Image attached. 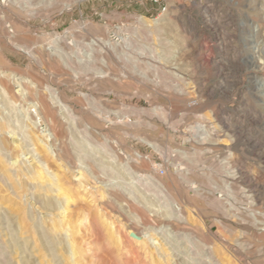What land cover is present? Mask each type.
Listing matches in <instances>:
<instances>
[{"label":"rangeland","instance_id":"rangeland-1","mask_svg":"<svg viewBox=\"0 0 264 264\" xmlns=\"http://www.w3.org/2000/svg\"><path fill=\"white\" fill-rule=\"evenodd\" d=\"M262 1L0 0V264H264ZM39 163L84 185L46 192Z\"/></svg>","mask_w":264,"mask_h":264},{"label":"bare ground","instance_id":"bare-ground-1","mask_svg":"<svg viewBox=\"0 0 264 264\" xmlns=\"http://www.w3.org/2000/svg\"><path fill=\"white\" fill-rule=\"evenodd\" d=\"M261 5H257L258 6V8H256L255 10H259V11H261V12H264V1H262L261 3H260ZM253 10V9H252ZM204 17H205V20H206V23H207V25H210V26H212V27H218V25L216 24V16H214L212 13H211V10H210V8H207L206 7V9H205V12H204ZM139 19H142V20H144L145 19V21H149V23L150 22H156V21H158L160 18H156V19H153V20H149V19H147V18H145V16H141V17H139ZM261 19H262V16H261ZM190 22V21H189ZM154 24V23H153ZM256 26H255V25ZM150 25V24H149ZM155 25H161L160 23H156ZM253 25H254V27H253V32H255V37L257 36V38H260V35H262L263 33H264V23H262V24H259V23H253ZM261 25V26H260ZM249 31V30H248ZM255 42V41H254ZM254 44V43H253ZM231 49V48H230ZM250 51H251V53H252V57H251V62H252V64L253 65H255V67H260V68H264V45H262L261 46V44H260V39L259 40H257L256 41V44H254V45H252L251 46V48H250ZM187 69V68H186ZM190 78V77H189ZM253 80V79H252ZM179 83V82H178ZM181 83H183V82H181ZM180 84V83H179ZM183 84H185L186 86L185 87H181V88H179L180 90H177V92L179 93L180 91V93H191V92H193L194 91V87L195 86H193L192 84H193V81H187L186 80V82H184ZM179 87H180V85H179ZM178 89V88H177ZM191 89V90H190ZM258 89H259V87H258ZM195 92V91H194ZM192 95V94H191ZM258 97V96H257ZM59 105L61 106V107H65V104L63 103V102H61L60 101V103H59ZM256 105V104H255ZM204 115V114H203ZM206 116H209V115H206ZM204 117V116H203ZM206 118V117H205ZM208 118H211V117H208ZM207 120H209V119H207L206 118V121ZM210 121V120H209ZM210 123V122H209ZM221 123L222 124H224L225 126H227V128L228 127H237L236 125V123L235 122H233L232 121V119L231 118H226V117H223L222 119H221ZM239 124V123H238ZM224 128H226V127H224ZM238 128V127H237ZM220 130V129H219ZM243 130V129H242ZM235 131V130H234ZM237 132V131H236ZM235 132V133H236ZM239 132V131H238ZM242 132V131H241ZM246 133V132H245ZM226 134V133H225ZM236 134H238V133H236ZM235 134V135H236ZM223 135V134H222ZM39 136V135H38ZM37 136V137H38ZM229 139H231V138H229ZM226 141V140H225ZM229 141V140H228ZM234 141V140H233ZM217 142V141H216ZM227 142V141H226ZM43 143V142H42ZM221 144V143H220ZM223 146V148H228V147H224V145H222ZM256 147V146H255ZM41 148H43V151L45 152V151H48V148L49 147H47L46 146V144H43L42 145V147ZM251 149V148H250ZM52 150V149H51ZM50 153V152H49ZM60 154V153H59ZM55 155V154H54ZM57 155V154H56ZM228 156V155H227ZM225 157V156H224ZM46 158H47V161L49 160V156H48V154H47V156H46ZM45 158V159H46ZM61 158V157H60ZM227 158V157H226ZM230 159V158H229ZM227 159H225V161L222 163V164H224V165H222L225 169L223 170L224 171V173L225 174H222V180H223V182L225 183L221 188H222V190L223 191H225L227 188H228V191H234L233 190V188H235V183L238 181L237 179L240 177V168H238V167H236V166H233V164H232V166L230 165V167H228L227 166V164L228 163H231L230 161H226ZM237 161V160H236ZM39 162V161H38ZM41 163H43V162H41ZM46 163V162H45ZM53 163V162H52ZM55 164V163H54ZM226 164V165H225ZM48 166V165H47ZM49 167V166H48ZM93 167V166H92ZM51 169V168H50ZM49 169V170H50ZM247 169V168H246ZM249 170V169H248ZM247 171V170H246ZM245 171V172H246ZM50 172H51V170H50ZM32 173H33V177L36 179V180H38L41 184H42V190H45L46 192H51V193H57V194H60L62 191H63V196L64 195H74L75 194V191L76 192H78L79 191V188L80 187H82L84 184H82V183H79L80 184V186L79 187H77L76 188V184L75 185H72V179H69V178H65V179H62L60 176H59V174H57L56 173V175H58L59 177H57V176H54L53 174L51 175L48 171H47V168L42 164H40L39 163V165L37 166V168H35L33 171H32ZM96 173V172H95ZM248 173V172H247ZM250 174V173H249ZM98 175V174H97ZM246 176V175H245ZM250 178V177H249ZM253 179V178H252ZM77 180H80V178L78 179L77 178ZM250 180V179H249ZM253 181V180H252ZM228 182V183H227ZM33 183V182H32ZM37 184V183H36ZM78 184V183H77ZM89 184V183H88ZM33 185H34V183H33ZM36 186V185H35ZM36 188H38V187H36ZM85 189V188H84ZM242 189V190H241ZM240 190V193L242 192V193H248V191L249 190H247V189H243V188H241ZM93 190V189H92ZM103 190V189H102ZM108 190V189H107ZM106 190V191H107ZM110 190V189H109ZM108 190V191H109ZM16 191H18V190H16ZM44 191V192H45ZM99 191V190H98ZM235 191H236V189H235ZM84 192V191H83ZM105 193V192H104ZM110 193V192H109ZM233 193V192H232ZM251 193V192H250ZM259 193V192H258ZM48 194V193H47ZM46 194V195H47ZM81 194H83V193H81ZM90 194V193H89ZM51 195V194H50ZM86 195H87V193H86ZM103 195V194H102ZM255 195V194H254ZM253 196H251V197H249V195H245V198L247 199V200H249V199H251ZM18 198V197H17ZM86 198V197H85ZM115 198V197H114ZM254 198V197H253ZM71 199V196H68L67 197V205H69V200ZM73 199V198H72ZM252 201V200H251ZM113 202V201H112ZM253 202V201H252ZM248 203H250V201H248ZM73 206V205H75V204H70V206ZM257 209H259V208H257ZM257 209H255L254 208V210H251L252 211V214H253V217H254V222L255 223H257V224H264V212L262 211V210H257ZM182 210V209H181ZM225 210V209H224ZM226 211V210H225ZM69 212H71V211H69ZM180 212V211H179ZM181 212H183V211H181ZM250 212V211H249ZM62 218H61V220L59 219V222L61 221L62 222V224H61V226H62V228L63 227H65V226H68L69 224H71V216H69V215H66V211L65 212H63L62 211ZM72 213V212H71ZM184 214V213H183ZM183 214H181V213H177V218L179 217V218H183L184 216H183ZM229 215V214H228ZM237 217V216H236ZM73 218V217H72ZM86 219V218H85ZM101 219V218H100ZM104 219V218H103ZM102 219V220H103ZM107 219V218H106ZM106 219H104V220H106ZM243 219H245V218H243ZM58 220V219H57ZM74 222V221H73ZM142 222H143V220H142ZM245 222V221H244ZM57 222H55V224H56ZM106 223V222H105ZM58 224H60V223H58ZM145 224V223H144ZM146 225V224H145ZM170 225V224H169ZM172 226H173V223L171 224ZM60 226V225H59ZM59 226H57V228L59 227ZM61 226H60V228H61ZM125 226V225H124ZM164 226H168V225H164ZM55 227H56V225H55ZM69 227V226H68ZM68 227L66 228L65 227V229H68ZM132 227V226H131ZM157 227V226H156ZM61 228V229H62ZM110 228V227H109ZM163 228V227H162ZM263 228V227H262ZM64 229V228H63ZM111 229V228H110ZM28 230V229H27ZM70 230V229H69ZM157 230H159L158 228H155L154 229V231H155V233H156V231ZM170 230V229H169ZM176 230V229H175ZM24 231H26L25 229H24ZM55 231V230H54ZM60 231V230H59ZM153 231V232H154ZM168 231V230H167ZM173 231V230H172ZM177 231V233H178V230H176ZM27 232V231H26ZM69 232V231H68ZM155 233H151L150 232V234H144V233H140V232H138V231H136L135 229L133 230V229H130V230H128V235L129 236H131V234H134L135 235V237H132L133 239H134V241L138 244V245H140V246H142L143 248H145V251L146 252H149V253H151V250L150 249H148L147 247H146V245H147V238H152V239H154V240H156L155 239V236H154V234ZM28 234H29V232H28ZM156 235V234H155ZM119 236V235H118ZM117 236V237H118ZM154 236V237H153ZM119 239V238H118ZM132 239V240H133ZM4 240V239H3ZM120 240V239H119ZM243 243V242H242ZM74 244V243H73ZM160 245V244H159ZM73 246V245H72ZM150 247V246H149ZM152 249V248H151ZM155 249H159L160 251H159V254L160 255H164V256H166V257H169V253H168V251H167V248L165 249V248H163V246H161L160 248H158L157 246H155ZM169 250V249H168ZM144 251V252H145ZM157 251V250H156ZM155 251V252H156ZM72 252H73V250H72ZM74 254V253H73ZM78 254V253H77ZM157 254V253H156ZM153 256V255H152ZM157 256V255H156ZM72 257V256H71ZM159 257V256H158ZM162 257V256H161ZM44 259V258H43ZM72 262V261H71ZM75 262V261H74ZM73 262V263H74ZM166 262H167V264H170L169 262V259L167 258L166 259ZM54 263V262H53ZM74 264H76V262L74 263Z\"/></svg>","mask_w":264,"mask_h":264},{"label":"built area","instance_id":"built-area-1","mask_svg":"<svg viewBox=\"0 0 264 264\" xmlns=\"http://www.w3.org/2000/svg\"><path fill=\"white\" fill-rule=\"evenodd\" d=\"M151 4H154V5H158L162 8V12H165L167 10V7H168V1L169 0H145ZM164 4H166L165 6H163ZM198 104V101L197 100H192L191 103H190V106H195ZM159 171L161 174H164L165 173V169L163 167H160L159 168Z\"/></svg>","mask_w":264,"mask_h":264}]
</instances>
